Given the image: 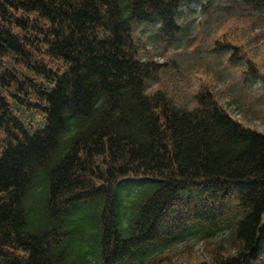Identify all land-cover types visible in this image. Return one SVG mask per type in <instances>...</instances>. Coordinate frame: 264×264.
Returning <instances> with one entry per match:
<instances>
[{
	"label": "trees",
	"instance_id": "16d2710c",
	"mask_svg": "<svg viewBox=\"0 0 264 264\" xmlns=\"http://www.w3.org/2000/svg\"><path fill=\"white\" fill-rule=\"evenodd\" d=\"M192 1L0 0V264H134L191 228L227 237L197 264L264 262V134L204 85L147 91L134 25L174 37Z\"/></svg>",
	"mask_w": 264,
	"mask_h": 264
},
{
	"label": "rangeland",
	"instance_id": "374dc122",
	"mask_svg": "<svg viewBox=\"0 0 264 264\" xmlns=\"http://www.w3.org/2000/svg\"><path fill=\"white\" fill-rule=\"evenodd\" d=\"M180 11L183 28L173 39L157 35L161 27L158 20L134 28L144 58L163 65L148 91H163L174 104L191 108L197 89L206 84L231 114L264 134V82L258 90L254 83H245L242 78L248 70V60L264 74V12H255L237 0H196ZM223 41L241 45V61H229L227 49H216L217 42ZM142 186L143 183L124 186L123 192L130 188L135 192ZM203 235L197 229L188 230L181 240L154 247L134 264L162 259L184 264L208 260L214 246L227 237L220 234L206 240Z\"/></svg>",
	"mask_w": 264,
	"mask_h": 264
}]
</instances>
